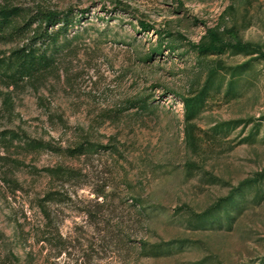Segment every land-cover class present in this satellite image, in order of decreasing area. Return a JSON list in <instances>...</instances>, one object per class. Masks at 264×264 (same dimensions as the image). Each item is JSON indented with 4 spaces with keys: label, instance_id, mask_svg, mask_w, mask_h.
I'll list each match as a JSON object with an SVG mask.
<instances>
[{
    "label": "rangeland",
    "instance_id": "1",
    "mask_svg": "<svg viewBox=\"0 0 264 264\" xmlns=\"http://www.w3.org/2000/svg\"><path fill=\"white\" fill-rule=\"evenodd\" d=\"M1 8L0 264H264V0Z\"/></svg>",
    "mask_w": 264,
    "mask_h": 264
},
{
    "label": "trees",
    "instance_id": "2",
    "mask_svg": "<svg viewBox=\"0 0 264 264\" xmlns=\"http://www.w3.org/2000/svg\"><path fill=\"white\" fill-rule=\"evenodd\" d=\"M69 11L66 12H56V11H48V12H44L41 14V20L44 23L43 29L41 33H45V39H47L48 41H54L56 39V36L58 33H60L61 31H64L66 29V27L68 25L71 24L72 19L71 17H68V13ZM15 14V10L13 8L10 9H0V40H3L6 36V32L5 30L9 26L11 23V17ZM31 24V20H27L24 22L23 25L18 26L15 28V31L20 32L22 30H24V28L27 27V25ZM60 24V25H58ZM57 25V29L51 31L50 34H47V28H52L53 26ZM236 46H241L242 44L239 41L235 42ZM198 49L200 50H213L214 49V45L213 44H208L206 46H197ZM23 48H18L16 50H13L11 52V55H13L15 57V59H19L21 52ZM21 61L18 64V69L20 70H26V72L28 73L30 71L31 68V63H33V61H36L39 58H35L34 56H32L31 53H25L21 54ZM35 59V60H34ZM2 62V60L0 59V63ZM40 66H38L39 64H37V62L35 64H33V70H36L37 67H41L42 65H46V64H41ZM36 65V66H35ZM79 149V150H78ZM81 147L76 148V152L79 153L81 150ZM70 152L75 151V148L69 150Z\"/></svg>",
    "mask_w": 264,
    "mask_h": 264
}]
</instances>
